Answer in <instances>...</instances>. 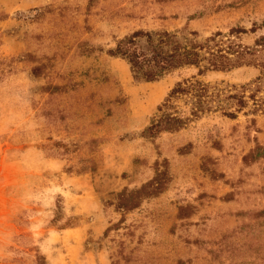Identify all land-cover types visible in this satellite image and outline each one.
I'll return each mask as SVG.
<instances>
[{
  "label": "rangeland",
  "instance_id": "374dc122",
  "mask_svg": "<svg viewBox=\"0 0 264 264\" xmlns=\"http://www.w3.org/2000/svg\"><path fill=\"white\" fill-rule=\"evenodd\" d=\"M163 30L237 33L246 65L199 78L236 118L147 131L197 70L109 51ZM0 264H264V0H0Z\"/></svg>",
  "mask_w": 264,
  "mask_h": 264
},
{
  "label": "trees",
  "instance_id": "16d2710c",
  "mask_svg": "<svg viewBox=\"0 0 264 264\" xmlns=\"http://www.w3.org/2000/svg\"><path fill=\"white\" fill-rule=\"evenodd\" d=\"M234 33H215L201 41L194 31L163 30L135 32L117 40L109 55L125 61L135 80L154 82L184 69L197 70L196 75L176 82L169 90L152 117L148 132L152 135L175 133L191 122L217 112L230 119L236 118L239 108L244 106V99L237 93L228 92L230 86L224 88L199 79L208 72L246 65L243 55L247 52L235 50L239 46L230 39ZM226 104L235 106V110H226Z\"/></svg>",
  "mask_w": 264,
  "mask_h": 264
}]
</instances>
